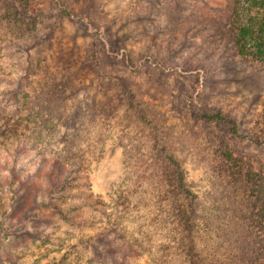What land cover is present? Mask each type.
<instances>
[{"label":"rangeland","instance_id":"rangeland-1","mask_svg":"<svg viewBox=\"0 0 264 264\" xmlns=\"http://www.w3.org/2000/svg\"><path fill=\"white\" fill-rule=\"evenodd\" d=\"M199 1L180 0L182 11L174 8V15L191 21L203 3L217 9L226 2ZM34 3L39 24L31 34H22L15 18L0 17V264H48L70 248L71 264H83L84 244L101 234L121 264H186L173 249L172 226L156 235L162 216L148 211L162 174L127 169L124 149L131 144L133 158L140 151L138 163L154 156V143L173 144L203 213H215L213 225L220 215L223 225H239L238 198L222 201L229 196L213 185L217 178L200 150L204 133L192 130L178 108L235 119L250 138L243 145L256 150L248 170L264 175V67L236 62L228 48L206 44L207 34L184 36L179 25L175 35L168 32L172 0H61L75 13L70 21L59 15L57 0ZM100 41L112 59L95 54ZM126 58L130 66L122 65ZM116 76L130 84L134 109ZM137 105L146 120L152 118L146 108L155 111L156 132ZM184 135L193 137L191 148ZM199 225L203 235L204 220Z\"/></svg>","mask_w":264,"mask_h":264},{"label":"trees","instance_id":"trees-1","mask_svg":"<svg viewBox=\"0 0 264 264\" xmlns=\"http://www.w3.org/2000/svg\"><path fill=\"white\" fill-rule=\"evenodd\" d=\"M34 1L0 0V17L6 20L10 18L9 16L15 18L13 21V24H16L15 27L21 30L22 34H31L38 30L39 24L36 20L39 14L34 12L32 7L36 4ZM202 1L199 2L202 3ZM57 2L61 6L59 12L61 18L66 21L72 20L75 13H72L69 7L64 6L65 4H62L61 0H57ZM184 2L185 0H183ZM180 3V0H172L171 5L173 7L171 8L173 10L170 12V17L175 13L174 8L177 12L182 11ZM207 4L209 2L196 8L198 15L193 17L195 19H191V21L180 20L175 15L168 19L166 24V27H169L168 32L178 33L177 26L179 25L182 29L186 28L183 33L184 36L188 33L192 37L207 34V37H204V39L207 38L206 44H218L228 48L231 57L236 62L264 67V0H226L224 5H216L217 9L211 7L213 5L208 7ZM222 17H224L223 20ZM80 23L86 31L92 29V26H88L84 21ZM99 30V28L96 29V35H98ZM99 46L96 48L97 45H95V54L104 55L107 60H110L108 58L112 59L113 56L109 55L108 52V45L100 41ZM111 53L113 54V52ZM130 61L129 58L127 61L126 58L122 65L130 66ZM228 64H230L229 67L233 66L231 63ZM161 74L164 76L163 72ZM116 78L120 79L121 85L118 83L119 87L123 86L122 91L126 92L130 88L126 78H122V76H116ZM110 79H112L111 76ZM62 88L64 87L62 86ZM127 93L128 108L134 109L132 102L136 101L135 96L129 90ZM157 93L159 92L157 91ZM54 100L58 101L59 98ZM137 102L139 104L138 100ZM136 107L141 113V118L145 119L144 108H140L139 105ZM146 109L152 118L142 122L150 125V128L156 132L155 119L157 117L155 111ZM181 109V107L178 108L179 114L181 117H185L184 120L188 122L189 127L192 130L193 128L200 129L204 133L205 143L204 146L200 147V150H205L207 153L208 161H204L210 176L217 178L213 185L226 190L229 196L228 201L224 199L222 201L229 204L238 198L234 202V207L239 225H232L230 228L228 225H223V222L220 223L223 215L218 216L216 224L213 225L212 218L216 217L213 215L215 213L210 212L209 215L203 213L206 207L203 206V202L199 200L197 194L188 189L184 160L177 157L175 150L178 151V149L173 144L167 146L162 142L163 145L159 148V142L154 143V156L149 158L146 156L139 163L137 158L140 151L133 158L131 152L134 150L131 144L129 148L124 149L127 169H130L133 164L134 168L139 166V168H143V171L147 170L151 173V177L158 173L162 174L156 188L153 186L151 190V195L156 197L155 201H151L154 196L150 197V200L147 199L151 202H148V206L151 204L148 211L152 209L162 216V223L157 228L156 235H160L167 225L172 226L173 233L178 236V239L174 241L173 249L175 254L187 261L186 264H264V175L248 170L251 169V160L255 158L253 153L256 151L253 149L254 152H252L246 143L243 145L245 140L248 142L250 138L241 130L235 119L224 115L221 111L200 108L189 112L181 111ZM142 136V139H146L144 134ZM184 136V144L191 148V144L194 143L193 137ZM155 139L158 140L157 133L154 136ZM251 140L255 142L256 147H260L256 138H251ZM215 141L217 144H214ZM144 142L147 144L146 141ZM145 144L143 147L147 148ZM66 181L68 180L66 179ZM52 208L55 214L59 216L62 214L58 205L54 204ZM221 208L222 206L217 205L215 211L218 212ZM63 218L65 219V217ZM203 220L205 225L202 229L205 231L202 235L198 231V226H200L199 222ZM101 237L104 236L102 234L95 236L92 242L84 244V250L86 252L88 250L89 253L88 256L84 257L83 264H121L111 245ZM94 243L96 247L93 248ZM73 250V248L68 251L64 250L60 258L52 259L48 264H71L69 256ZM126 251L129 252L127 256L131 255L132 252L134 253L128 246ZM168 259L169 255L165 261L167 262Z\"/></svg>","mask_w":264,"mask_h":264}]
</instances>
